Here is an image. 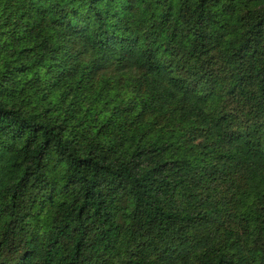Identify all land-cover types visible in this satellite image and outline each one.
Wrapping results in <instances>:
<instances>
[{
  "label": "trees",
  "instance_id": "16d2710c",
  "mask_svg": "<svg viewBox=\"0 0 264 264\" xmlns=\"http://www.w3.org/2000/svg\"><path fill=\"white\" fill-rule=\"evenodd\" d=\"M0 264H264V0H0Z\"/></svg>",
  "mask_w": 264,
  "mask_h": 264
}]
</instances>
